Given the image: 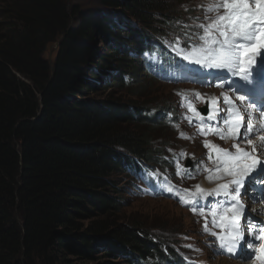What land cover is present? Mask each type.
I'll list each match as a JSON object with an SVG mask.
<instances>
[{
	"label": "trees",
	"instance_id": "1",
	"mask_svg": "<svg viewBox=\"0 0 264 264\" xmlns=\"http://www.w3.org/2000/svg\"><path fill=\"white\" fill-rule=\"evenodd\" d=\"M96 1L0 0V264L163 256L144 224L122 225L111 193L129 155L153 161L164 150L153 136L166 124L146 115L161 108L138 96L155 79L135 53L179 13L164 0Z\"/></svg>",
	"mask_w": 264,
	"mask_h": 264
},
{
	"label": "snow or ice",
	"instance_id": "2",
	"mask_svg": "<svg viewBox=\"0 0 264 264\" xmlns=\"http://www.w3.org/2000/svg\"><path fill=\"white\" fill-rule=\"evenodd\" d=\"M204 12L203 18L195 17L197 21L194 25H184L185 27H195L199 29L196 33H185L186 40H195L185 48H180L179 52L189 63L198 64L204 69L224 70L223 74L216 77L221 83L217 87H223L224 75L230 74L238 78L243 83L233 81L228 87L236 93H244L236 96L235 99L227 94L223 96V103L228 107L226 109L216 108L215 113L211 110V105L218 104L220 98L212 101H205L207 115H201L200 111L195 109L190 103L189 110L200 117V122L204 120L214 121L224 113L223 124L228 127V135L235 140H242L251 147H240L239 143H234L232 147L235 153L221 149L208 141H204L206 148L211 147L220 154L222 170L228 176L232 177L227 183L218 184L217 188L211 193H206L200 185H196L200 196L223 195L231 201L230 206L224 209V215L221 217L220 227H227L225 234L211 232L213 237L219 240L221 250L235 254L240 251L245 252V258L256 259L260 264H264V220L259 221L261 227L257 228L255 224H249L248 231H256L258 234L253 236V240L259 241V247H255L251 240L245 237V229L241 227L240 217L244 211V204L240 200L242 188L247 179L248 186H253L256 181L264 182V160L258 158L257 153L264 150V111H260L259 124L254 122V112L264 109V0H209L207 4L198 5ZM214 13V15H211ZM179 23V22H178ZM179 37H177V43ZM197 98H203L200 93H195ZM237 101L241 102V107L237 106ZM247 114V121L246 116ZM189 123L192 119L188 118ZM179 128V125H174ZM241 128L244 129L241 132ZM198 131L206 135L203 128ZM219 138L224 139L225 135L219 126L210 127ZM257 135V141L250 137ZM180 138H190L185 133H179ZM168 151H172L168 149ZM181 156L185 154L180 153ZM209 155V159H211ZM177 175H179L180 166L177 164ZM218 167L216 171H220ZM205 171H211L205 168ZM189 178H191L189 173ZM208 179H219V177H207ZM171 192L172 188H166ZM246 191V190H245ZM181 203L190 205L193 212L200 206V200L194 201L179 198ZM203 210L201 209V213ZM231 213V215H228ZM215 215V213H213ZM225 221L227 223H225ZM216 221L213 220V224ZM204 231L208 232L207 221ZM191 247V245H188Z\"/></svg>",
	"mask_w": 264,
	"mask_h": 264
},
{
	"label": "rangeland",
	"instance_id": "3",
	"mask_svg": "<svg viewBox=\"0 0 264 264\" xmlns=\"http://www.w3.org/2000/svg\"><path fill=\"white\" fill-rule=\"evenodd\" d=\"M71 3L81 4L84 8H96L98 5L96 0H70ZM169 5H171L170 13L178 14V19L182 20L183 26L189 24H196L197 21L194 20V16L197 14V17L204 15V12L198 7L201 4L209 3V0H164ZM119 11V10H118ZM115 14L117 11L114 12ZM167 13V12H166ZM195 14V15H193ZM211 15H214L212 13ZM184 19V20H183ZM193 19V20H192ZM188 21V22H187ZM135 22V21H134ZM184 28H188L185 27ZM170 29V28H169ZM173 30V29H171ZM175 31V30H174ZM99 49L103 51V46L101 43L97 42ZM58 44H52L46 56L51 60L55 59L56 51ZM137 69H140L137 68ZM103 71V69H100ZM141 72V71H140ZM209 77V76H208ZM101 82L105 81V75L102 72L100 74ZM143 79V76H142ZM209 79V78H208ZM145 80V79H144ZM148 82L147 91L138 95L142 98L154 99L157 106L163 108L165 104L166 107H172L177 102V94H183L184 100L192 98L196 90L199 88L197 85L188 86L187 83L183 85H169L167 83H163L161 81H151L146 80ZM135 87H130L128 90L118 91V96L121 99L128 101L130 97L136 92ZM200 89V88H199ZM198 89V90H199ZM224 88L216 87L212 88V91H221ZM204 91V88H201ZM206 90V89H205ZM211 92V89H209ZM205 92V91H204ZM198 93V92H197ZM100 98H105V96H101ZM163 131L155 132L153 136V150L161 149V146H165L168 149H188L191 152V158L196 156H201L202 151L204 150L202 143L199 141L186 140L179 137V131L174 126H167ZM181 132V131H180ZM209 141H214V138H209ZM200 147L202 151H200ZM196 154V156H195ZM116 176V175H115ZM127 175H122L118 178L119 183V193L114 194L116 198L120 197L121 210L117 213V216L120 218V222L122 225L125 223H134L140 222L144 224V228L146 231H150L154 236L163 239V241H179L187 235L188 240H191V237H196V247L197 257L204 262H208L209 264H219V261L222 260L220 256H215L212 254V249L203 245L202 243V230L200 225L197 223L196 217L193 213L189 212L179 206L176 202L178 201L177 197H174L172 194H169L168 191L165 195L171 197H161L157 190H151L149 185H146L144 178L139 179V183L134 185V181L132 179H126ZM113 178L116 180L117 177ZM210 182V181H209ZM208 185V182H205V186ZM142 187L140 190L139 187ZM110 193V192H109ZM166 202V207L163 205ZM196 225V227H195ZM185 240L184 242L188 241ZM212 254V256H211ZM229 261L228 258H225ZM234 260V259H231ZM74 264H92L91 262H82L75 261ZM248 264V263H242Z\"/></svg>",
	"mask_w": 264,
	"mask_h": 264
},
{
	"label": "bare ground",
	"instance_id": "4",
	"mask_svg": "<svg viewBox=\"0 0 264 264\" xmlns=\"http://www.w3.org/2000/svg\"><path fill=\"white\" fill-rule=\"evenodd\" d=\"M163 205L166 207V202H164ZM221 258H222V260L219 261V264H242L239 260L238 261H235V260H229L228 261L227 259H225L227 257H221Z\"/></svg>",
	"mask_w": 264,
	"mask_h": 264
}]
</instances>
